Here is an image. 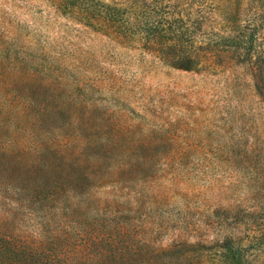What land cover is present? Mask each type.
I'll return each instance as SVG.
<instances>
[{
  "label": "rangeland",
  "instance_id": "rangeland-1",
  "mask_svg": "<svg viewBox=\"0 0 264 264\" xmlns=\"http://www.w3.org/2000/svg\"><path fill=\"white\" fill-rule=\"evenodd\" d=\"M115 1L133 11L142 3ZM151 1L188 12L192 27L196 15L204 17L202 29L232 19L260 23L264 49V0ZM221 7L226 19L217 13ZM254 75L250 63L233 58L195 69L169 65L135 39L104 34L97 19L64 0H0V124L17 143L47 137L77 143L98 127L99 137L116 141L124 155L151 159L145 180L124 189L91 187L74 203L91 213L128 208L157 252L179 243L198 249L173 254L166 264H231L225 237L238 250V264H264V97ZM34 107L65 110V131L60 121L25 122ZM155 255L107 260L156 264ZM64 257L62 264L103 259Z\"/></svg>",
  "mask_w": 264,
  "mask_h": 264
},
{
  "label": "trees",
  "instance_id": "trees-1",
  "mask_svg": "<svg viewBox=\"0 0 264 264\" xmlns=\"http://www.w3.org/2000/svg\"><path fill=\"white\" fill-rule=\"evenodd\" d=\"M64 1L97 19L104 34L135 39L169 65L195 69L230 58L246 61L255 70V89L264 97L260 23L247 25L232 19L224 21L227 26L221 21L202 29V15H196L192 27L191 15L176 11L170 3L142 0L133 11L115 0ZM225 11L222 7L217 11L221 19H226ZM26 110L24 121L37 127L55 120L63 132L69 124L61 107L52 112L41 107ZM16 140L0 124V264H62L66 253L98 254L103 258L99 264H112L107 255L152 252L154 263L166 264L173 254L198 250L179 243L157 252L154 239L144 235L139 215L129 216L128 208L105 206L91 213L88 205L75 206L74 199H83L91 187L120 183L124 189L145 180L155 166L148 157L124 155L116 141L99 137L98 127L77 143L69 137L31 143ZM222 245L229 263L238 264L240 255L228 237Z\"/></svg>",
  "mask_w": 264,
  "mask_h": 264
}]
</instances>
